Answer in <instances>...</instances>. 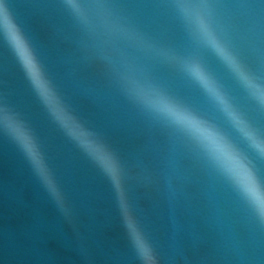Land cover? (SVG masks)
Returning <instances> with one entry per match:
<instances>
[{
	"label": "water",
	"instance_id": "water-1",
	"mask_svg": "<svg viewBox=\"0 0 264 264\" xmlns=\"http://www.w3.org/2000/svg\"><path fill=\"white\" fill-rule=\"evenodd\" d=\"M82 2L91 6L95 28L65 0H6L65 103L123 168L113 170L68 119L75 139L66 135L0 37V122L26 143L23 125L31 129L58 187L57 203L0 128V264H140L106 171L151 242L145 255L154 250L159 264H264V224L251 205L195 144L131 98L123 80L147 78L217 125L264 181V157L180 67L181 58L200 59L264 140V87H256L264 84V0H206L214 33L251 77L249 92L190 36L176 0ZM230 159L247 179L248 169Z\"/></svg>",
	"mask_w": 264,
	"mask_h": 264
},
{
	"label": "clouds",
	"instance_id": "clouds-1",
	"mask_svg": "<svg viewBox=\"0 0 264 264\" xmlns=\"http://www.w3.org/2000/svg\"><path fill=\"white\" fill-rule=\"evenodd\" d=\"M65 3L81 23L86 27L95 28L90 5L82 2V0H65ZM176 7L194 41L211 50L249 92L251 90V77L228 45L218 34L214 33L211 24V9L206 0H176ZM105 25L106 21H103L101 27ZM0 37L7 42L33 91L66 135L75 139L71 136L65 124V119H68L79 127L81 133L88 138L86 143L95 146L98 152L103 153L111 160L113 170L120 172L123 166L110 146L95 131L82 122L65 103L49 77L45 65L37 55L30 38L17 21L13 11L7 6L6 0H0ZM180 67L218 105L233 127L249 142L250 147L258 152L261 157H264V140L258 138L257 133L236 110L219 82L206 69L202 61L195 57L181 58ZM123 80L125 89L131 98L168 125L180 131L195 144L241 198L251 205L260 222L264 224V181L256 176L247 156L232 140L217 125L197 114L189 106L170 95L151 80L147 78L140 79L133 74L125 75ZM256 87H264V84H257ZM259 99L264 103V97H259ZM9 114L11 116L16 115L10 109ZM20 123L23 125L22 121ZM23 126L25 135L31 143H26L17 138L11 128L0 122V128L17 144L45 189L57 201L58 187H53L54 177H52L51 170L45 171L47 165L43 152L40 151L31 129L26 125ZM78 146H81L86 154L94 159L93 155L87 152L84 142L78 141ZM230 158L238 159L248 169L247 179L232 167ZM106 175L113 183L125 230L140 264H159L157 253L154 250L151 251L149 256L145 255V249H151L152 247L151 242L139 222L131 216L129 205L122 197L121 191L118 190L112 172L106 171ZM50 177H52L51 180ZM249 182L254 184V189L250 187ZM119 183L121 185V178Z\"/></svg>",
	"mask_w": 264,
	"mask_h": 264
},
{
	"label": "snow or ice",
	"instance_id": "snow-or-ice-1",
	"mask_svg": "<svg viewBox=\"0 0 264 264\" xmlns=\"http://www.w3.org/2000/svg\"><path fill=\"white\" fill-rule=\"evenodd\" d=\"M253 189H254V187H253Z\"/></svg>",
	"mask_w": 264,
	"mask_h": 264
}]
</instances>
